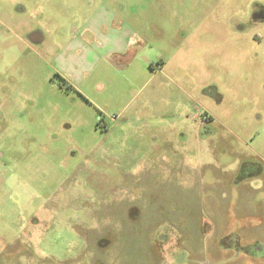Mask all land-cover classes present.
<instances>
[{"label": "rangeland", "instance_id": "obj_1", "mask_svg": "<svg viewBox=\"0 0 264 264\" xmlns=\"http://www.w3.org/2000/svg\"><path fill=\"white\" fill-rule=\"evenodd\" d=\"M78 1L0 0V264L260 262L234 251L237 235L264 243V21L242 29L255 0H111L175 84L130 83L89 43L14 42L41 18L50 46L73 41L91 12Z\"/></svg>", "mask_w": 264, "mask_h": 264}, {"label": "crops", "instance_id": "obj_2", "mask_svg": "<svg viewBox=\"0 0 264 264\" xmlns=\"http://www.w3.org/2000/svg\"><path fill=\"white\" fill-rule=\"evenodd\" d=\"M113 2L114 1L111 0H86L85 2L79 0L78 4L74 6L75 9L78 8L80 4L83 7L84 5H87L91 9V12L86 14L84 17L80 15L75 16L76 20L72 23L73 31L75 32L73 41L72 38H70L66 43H64V45H60L61 43L56 40V44L50 46L51 42L49 43L47 34L43 30L41 33L42 35L45 33V35L42 36L43 38L38 41L25 44L27 47L32 49H47L48 47V49L51 48L55 51L76 46L77 51H79V49L83 50L82 45L89 43L93 48L102 50L98 51L95 57L100 56L102 59H105V61L110 63L111 68L112 65H114L115 67L119 68L121 72L129 71V74H127L126 77L130 83H134L139 78H142L143 81L147 82L158 80L164 83L165 81H168L169 84H175V82H172L169 77L160 75L164 71L163 67L165 66L167 60L159 59L158 65L154 67L152 65L155 62H153V60H149L150 58H146L144 55L145 49H147V47L152 49L154 44H152L150 38L148 37L150 36L149 32L146 34L144 30L140 28V21L142 18L140 16L129 15L125 13L123 15L114 13L111 9V6L109 5V3L112 4ZM65 4L73 6V3L69 1H66ZM40 13L41 17L45 16L44 18L47 19L48 15H45L44 9L36 10L34 16L39 15ZM209 18L210 15H208L205 19ZM42 21L44 20L41 18L39 20V24ZM206 30L207 32L205 33H214V30ZM158 31L159 30L157 29V32ZM82 40L84 43H82ZM14 42L16 41L14 40ZM81 59H84L83 61L87 60V58ZM97 67L98 63L96 62L92 66V71H94ZM111 71L112 69L106 68L103 71V76H101L102 78L95 76V78H98L95 79V81L99 91H106L107 88L110 87V84L107 81L109 77L104 75L106 73H110ZM100 73L102 74V71H100ZM87 75H89V71L87 72ZM160 76H164V79ZM63 79L67 81L66 77ZM79 88L85 94V96L82 94L83 97H89V99L92 100V97L88 94L90 93L88 89L84 90L80 86ZM174 108L175 109L173 111L171 109H163L165 113H161L159 119H161V117H165V119H167L171 115L175 116L177 119L179 117V112H177L178 108L176 103ZM122 111H125V109L123 108L121 112ZM181 114L183 115L182 117H184L188 115V112H186V110H182ZM209 116H211L210 113ZM184 122H186V120L183 119V123ZM203 124L204 123L202 122L201 125L203 126ZM194 126H197V124H194ZM197 135L198 138L201 136L199 132Z\"/></svg>", "mask_w": 264, "mask_h": 264}, {"label": "flooded vegetation", "instance_id": "obj_3", "mask_svg": "<svg viewBox=\"0 0 264 264\" xmlns=\"http://www.w3.org/2000/svg\"><path fill=\"white\" fill-rule=\"evenodd\" d=\"M18 3H19L18 5H21L19 7V10H22V11L26 10V7L21 2H18ZM16 4L17 3H15L14 5H16ZM248 13H249V15H247V14L243 15V17L245 16V18L246 17L247 18L243 22L242 29L247 28V23H249V24L250 23L257 24L258 22H263L264 21V1L255 0L253 2V4L251 5ZM40 15H41V13L39 15H35L34 17L38 18V17H40ZM34 17L33 18L31 17L30 19L34 21ZM36 23H37V26H34V23H33V24H31L30 28H29V26L26 23H21L20 28L22 29V35L17 33L20 37H17V36L14 35V40L15 41H19L21 44L22 43L25 44V43H29V42H35V41H38L41 38H43L42 36H44L45 33L43 35L41 34L43 32V30L39 29L40 28L39 27V22H36ZM33 27H39V28L33 29ZM15 37H17V39H15ZM207 117H208L207 120H209L210 119L209 115H207ZM203 127H206L205 123L203 124ZM247 165H248L247 163L246 164L245 163L242 164V166H240V168L238 169L237 172L239 173L241 171V169L243 168V166H247ZM239 174H237V175H239ZM234 183L238 184V181L235 180ZM236 235H233V236H236ZM237 236L238 237H234V238H236V240H235L236 247L234 248V251L236 252V254L237 255L252 256L254 259L260 260V262H258L257 264H264V261H261V260H264V254H262V255L259 254V248H258V245L261 242H255L254 245L246 247V246L242 245V243H241L242 242L241 241V236L240 235H237ZM162 237H164V238H162L159 241L157 240V245L158 246H161V244L164 245V246L167 245L168 238H166L164 235ZM229 237H227V238H229ZM227 238L222 239V243L225 245L224 248H231L229 246V244H228V241L226 240ZM105 239H106L105 236L100 237L98 239V241H97V244H100V242L103 243V241ZM258 255H261V256H258ZM249 264H253V263H249Z\"/></svg>", "mask_w": 264, "mask_h": 264}, {"label": "water", "instance_id": "obj_4", "mask_svg": "<svg viewBox=\"0 0 264 264\" xmlns=\"http://www.w3.org/2000/svg\"><path fill=\"white\" fill-rule=\"evenodd\" d=\"M258 248H259V254H264V243H260L258 245ZM261 255H258V256H261Z\"/></svg>", "mask_w": 264, "mask_h": 264}]
</instances>
